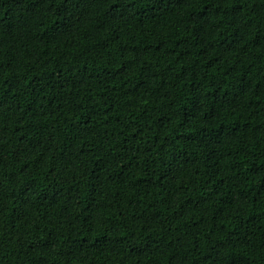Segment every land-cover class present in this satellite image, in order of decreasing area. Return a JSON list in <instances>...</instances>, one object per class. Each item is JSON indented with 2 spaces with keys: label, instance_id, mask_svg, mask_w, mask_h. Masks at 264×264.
<instances>
[{
  "label": "trees",
  "instance_id": "obj_1",
  "mask_svg": "<svg viewBox=\"0 0 264 264\" xmlns=\"http://www.w3.org/2000/svg\"><path fill=\"white\" fill-rule=\"evenodd\" d=\"M0 264H264V0H0Z\"/></svg>",
  "mask_w": 264,
  "mask_h": 264
}]
</instances>
